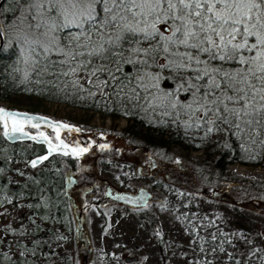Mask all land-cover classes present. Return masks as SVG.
<instances>
[{"label":"rangeland","instance_id":"obj_1","mask_svg":"<svg viewBox=\"0 0 264 264\" xmlns=\"http://www.w3.org/2000/svg\"><path fill=\"white\" fill-rule=\"evenodd\" d=\"M0 107L9 104L0 102ZM38 111L82 125L76 145H81L84 158L76 170V187L93 176L107 180L114 189L124 184L135 190L147 186L152 198L145 207L130 208L106 200L104 190L95 196L84 195L83 188L70 191L80 221L73 219L69 226L52 223L45 214L35 215L34 210L48 213L58 208L47 194L41 196L39 206L22 195H0V252L9 259L23 256L33 264H249L256 254L263 259L261 197L246 184L221 186L214 174L201 173L196 165L204 160L201 151L172 147V159H163L160 152L131 147L117 135L128 125L125 119L113 121L55 103H41ZM128 151L132 154L125 157ZM146 152L161 166L154 181L137 179L134 171L121 164L122 160L136 161ZM7 166L10 170L2 178L11 186L27 182L43 169L29 168L24 162ZM224 169L235 182L264 180L263 167L227 164ZM69 206L73 214L74 207ZM126 258L136 259L126 262Z\"/></svg>","mask_w":264,"mask_h":264},{"label":"trees","instance_id":"obj_2","mask_svg":"<svg viewBox=\"0 0 264 264\" xmlns=\"http://www.w3.org/2000/svg\"><path fill=\"white\" fill-rule=\"evenodd\" d=\"M30 23L35 24L36 21L31 20L29 5L25 0H5L0 10L3 39L0 49V102L32 111H37L41 103L63 104L99 113L113 121L125 119L128 125L117 135L127 145L147 147L151 152H160L163 159L168 160L172 159V147L184 152L201 151L204 160L196 164L199 171L203 170L201 173L214 174L217 185L221 186L246 184L247 189L256 190L257 196L261 197L258 200L264 203V180L235 182L229 179L224 169L227 164L264 168V128L254 124L251 128L244 126L241 131L219 121L209 123L202 112L193 115L187 107L193 99L190 91L181 87L184 81L179 79L180 73L167 66V54L155 41L136 44L127 42L125 37L121 45L115 48L116 52L123 54L102 61L112 69L119 70L115 72L117 79L101 91L96 86L95 77H90L86 71L65 75L69 65L59 63L64 57L53 50L51 32L30 28ZM67 39L70 38L61 42L66 43ZM132 49L149 51L145 54ZM161 64L166 66L160 67ZM98 75L101 80L107 78V73ZM172 104L176 107L173 108ZM209 128L213 131L209 132ZM18 154L13 148L0 143V180L6 183L0 185V195H22L24 199L31 198L32 203L38 202L39 206L41 196L47 194L58 208L53 207L54 211L48 213L34 210L35 215L45 214L52 223L67 222L70 226L75 218L60 191L61 175L59 180H53L51 176L54 159L49 160L51 170L44 168L39 172L42 179L38 186L28 185L22 189L21 184L13 190L6 178H2V174L9 171L4 165L24 160V154ZM130 154L128 151L125 157ZM5 263L33 264L23 256L9 259L0 252V264ZM249 264H264V257L262 259L256 254L249 259Z\"/></svg>","mask_w":264,"mask_h":264},{"label":"snow or ice","instance_id":"obj_3","mask_svg":"<svg viewBox=\"0 0 264 264\" xmlns=\"http://www.w3.org/2000/svg\"><path fill=\"white\" fill-rule=\"evenodd\" d=\"M25 2L36 21L29 27L51 32L53 50L64 57L59 63L69 65L65 75L86 71L103 91L119 69L102 61L123 54L115 48L125 37L136 44L155 41L190 91L193 115L202 112L209 123L241 131L254 124L264 128V0ZM103 73L107 78L101 80Z\"/></svg>","mask_w":264,"mask_h":264},{"label":"flooded vegetation","instance_id":"obj_4","mask_svg":"<svg viewBox=\"0 0 264 264\" xmlns=\"http://www.w3.org/2000/svg\"><path fill=\"white\" fill-rule=\"evenodd\" d=\"M2 109H3V113L0 112V143L6 147L13 148L14 152H16L17 154L18 153L20 155L24 154L22 155L24 157V160L21 161V163L22 162L26 163V165L29 168L43 167V169L49 168L51 170V163L49 160L54 159L55 162L54 164H52L53 168L51 171V176H53V180H56L58 179L59 175H61V177H59L62 180L60 191L65 196L68 207H70L69 205H72L74 207V204H73L74 198L72 194H70L69 192L70 191L72 192L75 190L77 191L79 189L82 190V188L85 189L84 195H86V193H89L90 196H95V194L98 191L104 190V198L106 200H110V199H107L105 196L108 189H110L111 193L120 192V193H129L131 195H135L137 194L139 189L143 188L148 193L151 194V198H152V191H150L149 187L147 186H144V185L139 186L138 189L135 190V189H130L128 185L124 184L119 189H114L112 185L107 182V180L105 179L97 180L96 178H93V176L85 177L83 181L80 182V184L82 185H79V187H76L77 183L79 182L78 178L76 177V170L80 169V167L82 166L81 165L82 160L84 158V155L81 154V151H80L81 145H76V143L80 142V138L83 134L82 125L72 120L67 121V120L57 119L52 114H46L45 112H41L38 110L32 111V110H27L25 108H13L10 106L0 107V110ZM7 110H11V111L15 110V111H20V112H25L28 114L42 116L48 119L50 122H53V123L58 122L59 124L57 126H52L48 124L46 125L36 124L35 125V124H31L30 122L24 119H20V118H17V119L10 118L5 121L2 114H4ZM62 126H65L68 129H63ZM14 127L17 129L16 131H13ZM16 132L29 133L32 135H39L41 137H46L53 145H58L59 142H62L65 144V146L74 148L77 151L78 157L72 158L70 156H62L60 154H55L52 157H50L47 161L41 162L39 164H35V167H33V162L39 159L46 152V148L41 143H35L33 141L21 140L20 138H16V136L13 135V133H16ZM5 133L9 135V137L16 138V139L13 142H10L5 137ZM18 156H15V157L18 158ZM137 159L138 160L136 161L122 160L121 164L124 167H126L128 170L132 172L134 171L133 173L136 175L137 179H149L151 181H154L156 177L155 174L158 173V169L161 166L156 163V161L151 157L149 152L144 153L140 157V159L139 158ZM14 163H19V162H14ZM4 167L9 169L7 165H4ZM43 169H39L34 176L28 177L27 178L28 181L25 183H22V186H23L22 189L27 188L28 185L38 186L40 180L42 179L39 177V172ZM33 180H36V181L34 182ZM2 184H6V183L0 180V185ZM8 184L10 188L13 190H16L21 185V184L20 185L15 184V186H11L10 185L11 183H8ZM83 184L85 185L83 186ZM151 198H149L146 205H148ZM96 201H99V200H96ZM96 201L91 200V202L93 203H98ZM116 203L122 204L120 202H116ZM102 204L104 205L105 203L102 202ZM124 206L134 208L128 205H124ZM88 207L89 205H85L84 208H88ZM75 209L76 208L74 207V212H73L74 218L76 222H79L80 219L77 213L75 212Z\"/></svg>","mask_w":264,"mask_h":264},{"label":"water","instance_id":"obj_5","mask_svg":"<svg viewBox=\"0 0 264 264\" xmlns=\"http://www.w3.org/2000/svg\"><path fill=\"white\" fill-rule=\"evenodd\" d=\"M5 0H0V10L4 4ZM3 45V39H2V35L0 32V49ZM3 110V109H2ZM3 113V112H2ZM3 115L4 120H8V119H24L28 122H30L31 124H41V125H52V126H57L59 123H53L50 122L48 119L42 117V116H38V115H33V114H28L25 112H20V111H11V110H7ZM63 129H68L65 126H62ZM13 135L16 136V138H20L21 140H28V141H33L35 143H41L45 146L46 148V152L37 160H35V164H39L41 162L47 161L50 157H52L55 154H60L62 156H70L72 158H77V151L72 148V147H68L65 146L64 143L59 142L58 145H53L51 144V142L46 138V137H41L39 135H32L29 133H13ZM5 137L10 141L13 142L16 138H11L9 137V135H7L5 133ZM106 198L110 199L112 201L115 202H120L124 205H128L134 208H140V207H144L149 198H151V194L148 193L145 189L141 188L138 190L137 194L135 195H131L129 193H120V192H116V193H111L110 189L107 190L106 192ZM136 258H126V262L128 261H132L135 260Z\"/></svg>","mask_w":264,"mask_h":264}]
</instances>
